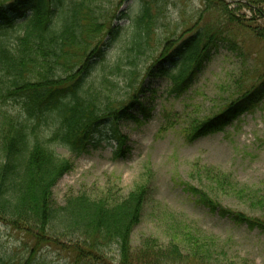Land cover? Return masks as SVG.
<instances>
[{"label": "trees", "instance_id": "1", "mask_svg": "<svg viewBox=\"0 0 264 264\" xmlns=\"http://www.w3.org/2000/svg\"><path fill=\"white\" fill-rule=\"evenodd\" d=\"M137 1L128 25L129 43L121 55L126 61L118 57L105 64V49L113 41L110 35L116 36L119 29L104 26L109 10L95 0H0V221L35 242L32 256L18 264H47L32 258L34 250L41 248L40 242L60 241H68V248L83 264H109L107 253L112 248L119 254L118 264H167L183 254L195 257L198 264H232L217 259L212 248L200 245L197 234L191 233L186 234V246L172 241L159 246L149 237L135 253L131 235L143 216L147 184L124 196L80 193L69 195L63 203L54 200L53 188L74 165L57 148L78 158L88 153L100 125L117 131L122 120L137 121L135 108L147 116L142 102L147 77L165 79L170 94L180 96L220 45L245 55L235 42V32L251 33L264 44V0H199L201 9L194 24L176 22L172 34L156 33L160 51L151 55L148 65L141 63L151 54V35L161 26L168 27L170 2ZM205 13L216 18L198 21ZM97 67V77L91 78ZM256 76L257 84L235 90L237 96L219 113L192 120L187 137L197 139L221 131L233 118L261 104L264 68ZM155 93L151 91L152 97ZM9 100L19 105L16 115L4 108ZM117 138L119 153H123L126 138ZM206 172L212 191L228 184L221 172ZM190 190L210 211L264 233V214L224 210L207 192ZM236 194L264 212L261 189ZM8 260L0 253V264H10Z\"/></svg>", "mask_w": 264, "mask_h": 264}, {"label": "rangeland", "instance_id": "2", "mask_svg": "<svg viewBox=\"0 0 264 264\" xmlns=\"http://www.w3.org/2000/svg\"><path fill=\"white\" fill-rule=\"evenodd\" d=\"M95 1L104 10H109L104 26L119 29L116 36L110 35L113 41L105 49V64L116 62L118 57L125 62L121 55L129 43V20L138 1ZM169 2L168 27L161 26L151 35V54L142 58L141 63L147 61L148 65L152 61L151 55L159 53L156 33L172 34L176 22L190 26L200 13L199 0ZM114 13L118 19H114ZM215 18L211 13H205L198 21ZM234 38L243 47L245 55L220 45L185 94H170L165 79L147 77L145 87L148 90L142 98L147 116L135 108L133 114L137 121L124 119L117 131H112L107 124L100 125L88 153L78 158L58 147L57 151L70 157L74 165L53 188L55 202L63 203L69 195L80 193L97 196L107 192L124 196L136 186L147 184L149 195L143 216L131 235L135 253L149 237L159 246L169 245L171 241L186 246V234L191 233L197 234L200 245L212 248L216 258L226 263L264 264L263 232L236 224L228 216L219 215L217 210L210 211L198 197L189 193L190 188L195 187L207 192L221 209L240 210L246 215L264 214L259 208H251L247 199H240L236 194L238 190L245 195L257 189L264 191V99L252 111L233 118L221 131L197 139H189L186 135L192 120L219 113L231 97L237 96L235 90L257 84L253 78L263 72L264 44L251 33L235 32ZM100 67L91 78L97 77ZM153 90L156 93L152 97ZM4 108L12 115L20 110L14 100H9ZM118 136L126 138L123 153H119ZM207 169L221 172L228 177V184L212 191L208 186ZM34 244L30 235L0 221V253L6 254L10 264L31 257ZM68 244V241H60V244L40 242L41 248L34 250L36 254L32 258L47 264H83ZM107 258L109 264H118L117 249L112 248ZM167 264L198 263L195 257L183 254L179 260Z\"/></svg>", "mask_w": 264, "mask_h": 264}]
</instances>
